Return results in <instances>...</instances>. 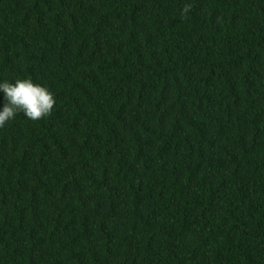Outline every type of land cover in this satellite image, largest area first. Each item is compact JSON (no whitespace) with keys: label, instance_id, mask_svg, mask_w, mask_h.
<instances>
[{"label":"trees","instance_id":"1","mask_svg":"<svg viewBox=\"0 0 264 264\" xmlns=\"http://www.w3.org/2000/svg\"><path fill=\"white\" fill-rule=\"evenodd\" d=\"M23 78L0 264H264V0H0Z\"/></svg>","mask_w":264,"mask_h":264},{"label":"clouds","instance_id":"2","mask_svg":"<svg viewBox=\"0 0 264 264\" xmlns=\"http://www.w3.org/2000/svg\"><path fill=\"white\" fill-rule=\"evenodd\" d=\"M188 11V7L183 9V13ZM55 103L52 91L31 78L0 81V127L20 111L31 120H39L51 113Z\"/></svg>","mask_w":264,"mask_h":264}]
</instances>
